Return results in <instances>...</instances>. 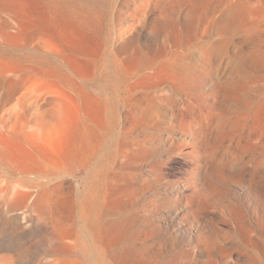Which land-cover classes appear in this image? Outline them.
Returning <instances> with one entry per match:
<instances>
[{"label": "rangeland", "instance_id": "obj_1", "mask_svg": "<svg viewBox=\"0 0 264 264\" xmlns=\"http://www.w3.org/2000/svg\"><path fill=\"white\" fill-rule=\"evenodd\" d=\"M214 3L0 0V146L17 162L31 154L54 172L64 191L57 206L69 233L64 241L85 264L113 255L95 226L116 217L99 201L100 167L121 137L150 149L122 166L130 180L109 177L106 185L113 206L135 217L123 244L149 264H209L206 248L218 264H241L237 250L226 255L234 242L264 263V196H255L250 181L252 156L264 180V0ZM223 37L224 74H233L239 54V83L214 75L192 84L178 72L187 60L202 65V51ZM169 86L177 104L168 99ZM135 104L155 109L156 118L142 126V114L127 113ZM102 108L107 118H121L107 124L90 158H81L74 132L83 120L98 129ZM167 136L168 148L160 144ZM245 213L253 218L251 233ZM41 222L28 207L8 212L0 203V264L49 260L55 238L38 228Z\"/></svg>", "mask_w": 264, "mask_h": 264}, {"label": "bare ground", "instance_id": "obj_2", "mask_svg": "<svg viewBox=\"0 0 264 264\" xmlns=\"http://www.w3.org/2000/svg\"><path fill=\"white\" fill-rule=\"evenodd\" d=\"M216 2L217 4L214 3V7L219 6L220 3L223 2V0H216ZM227 41L228 39L223 37V39H220L217 44H213L210 48L203 50L202 65H196L192 60H187L186 65L182 66L178 72L191 77L192 84H194L195 82L197 83V81L202 82L208 79L212 80L214 75L217 76L218 81L222 83L228 81H236L239 83L242 77L239 54H236L233 58L235 59L234 68L230 72L233 74H224L226 71L229 72L230 70L228 66L229 62L227 60ZM219 74H223L226 77H221V75ZM168 91H170V94L168 96V99L171 100L170 102L177 104L178 101L173 94V86H169ZM161 100L162 99L159 98V101ZM152 103H154L152 105L158 104V102L155 100H152ZM158 105L156 106V108L159 107ZM129 107L130 109L127 111V113L142 114L140 118L141 120H144L141 123L142 126L146 122L150 121L151 117H154L156 113L155 109L143 108L139 104H135L133 107ZM107 113L108 109H101V119L98 129L92 128L86 120H83L81 126L74 132V142L76 143L78 155L81 158H90L95 148L97 146H101L103 138L105 136L104 132L107 128V124L112 121H117V119L121 118V115L119 113H112L111 117L107 118ZM129 132L133 133L132 131ZM130 137L132 138V136ZM170 143V136H167V138L161 137V145H164L166 146V148H168ZM135 147H137V150H135ZM149 151L150 149L146 144L142 142L132 143L126 139H122L121 137L117 145H114L112 148H110V150L105 153L106 156L104 155L107 159L100 167L102 177L104 178L102 180V191L101 195H99V201L104 205V212L108 213L112 211L115 213L114 215H116V217L113 219H105L99 221V223L95 226V232L100 242L113 249L111 262L101 261L100 263L96 264H149L143 252H136L135 248L131 244H123L128 237L132 222L135 220V217L130 214L129 211L122 214L118 207L113 206L112 192L107 188L109 177L124 176L126 180H130L131 173L128 172L124 174V169L122 166L125 165V167H130L132 162L140 159L142 156L145 157V155H147V152ZM28 155L29 157L25 156L24 160H21V162H17L19 157L16 153H14V151L0 146V203H4V208L8 212L14 211L16 209H21L23 207H28L30 215L34 214L37 218L42 220L41 224L38 225V228H40L41 230L43 229L51 231V234L55 238V241H53L51 247L53 254H51L49 260L45 264H85L84 262L71 256L74 255V251L64 241V238L67 237L69 233L64 229V220L57 210L58 204L64 198V191L62 189L61 183L55 180V174L51 169H47L42 166L38 167L39 165L36 163L34 157H32L31 154ZM118 158L122 159L120 165H118L119 163L117 162ZM250 160L254 162L251 169L252 172L250 173V181L253 189L256 192L255 196H264V191H262L264 180L257 179L260 159L257 156H252ZM119 168L121 169V173L119 172ZM111 169H115V172H110ZM258 201L260 202V200ZM252 219L253 218L248 217L246 213L244 214V221L246 224H248L247 226H249L246 231L248 233H251L252 231ZM0 241L3 242L4 240L0 238ZM198 244L199 245L197 246H201L199 241ZM233 244L234 242L231 243V245L225 247V250H227V256H229L233 250H237L240 258L242 259L241 264H262L259 260V257L254 251L252 252L251 249H241ZM216 247L224 251V247L222 248L221 245L218 246L217 244ZM206 252V262H208L209 264H218V261L216 260L218 256L213 255L214 252L212 253V251H209L207 248Z\"/></svg>", "mask_w": 264, "mask_h": 264}]
</instances>
